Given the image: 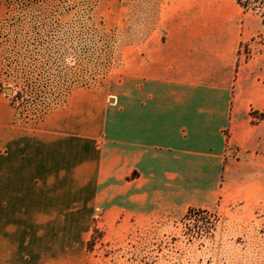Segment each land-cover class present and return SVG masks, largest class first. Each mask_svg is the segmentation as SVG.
I'll return each instance as SVG.
<instances>
[{
	"label": "crops",
	"instance_id": "obj_1",
	"mask_svg": "<svg viewBox=\"0 0 264 264\" xmlns=\"http://www.w3.org/2000/svg\"><path fill=\"white\" fill-rule=\"evenodd\" d=\"M262 29L235 0H138L101 86L26 120L0 86V264H95L94 220L125 231L241 199L264 176Z\"/></svg>",
	"mask_w": 264,
	"mask_h": 264
},
{
	"label": "rangeland",
	"instance_id": "obj_2",
	"mask_svg": "<svg viewBox=\"0 0 264 264\" xmlns=\"http://www.w3.org/2000/svg\"><path fill=\"white\" fill-rule=\"evenodd\" d=\"M137 1L0 0V86L18 115L40 118L70 89L118 74L120 43L136 36ZM241 191L213 215L162 217L125 231L119 221L109 229L94 220L90 255L95 264H264V176Z\"/></svg>",
	"mask_w": 264,
	"mask_h": 264
},
{
	"label": "trees",
	"instance_id": "obj_3",
	"mask_svg": "<svg viewBox=\"0 0 264 264\" xmlns=\"http://www.w3.org/2000/svg\"><path fill=\"white\" fill-rule=\"evenodd\" d=\"M245 12H253L259 14L262 25L264 26V0H235ZM261 10L263 12H261ZM194 215H213L211 212L200 210H189L184 216V219H189Z\"/></svg>",
	"mask_w": 264,
	"mask_h": 264
},
{
	"label": "built area",
	"instance_id": "obj_4",
	"mask_svg": "<svg viewBox=\"0 0 264 264\" xmlns=\"http://www.w3.org/2000/svg\"><path fill=\"white\" fill-rule=\"evenodd\" d=\"M250 117H251V119H252V122H254V123L259 122L260 119H261V116L258 115V114H257L256 112H254V111H251V112H250Z\"/></svg>",
	"mask_w": 264,
	"mask_h": 264
},
{
	"label": "water",
	"instance_id": "obj_5",
	"mask_svg": "<svg viewBox=\"0 0 264 264\" xmlns=\"http://www.w3.org/2000/svg\"><path fill=\"white\" fill-rule=\"evenodd\" d=\"M5 91V93H8L9 92V90H4Z\"/></svg>",
	"mask_w": 264,
	"mask_h": 264
}]
</instances>
